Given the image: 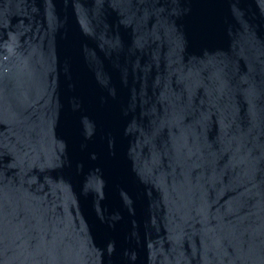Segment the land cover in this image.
Wrapping results in <instances>:
<instances>
[{"label":"water","instance_id":"obj_1","mask_svg":"<svg viewBox=\"0 0 264 264\" xmlns=\"http://www.w3.org/2000/svg\"><path fill=\"white\" fill-rule=\"evenodd\" d=\"M0 264H264V0H0Z\"/></svg>","mask_w":264,"mask_h":264}]
</instances>
